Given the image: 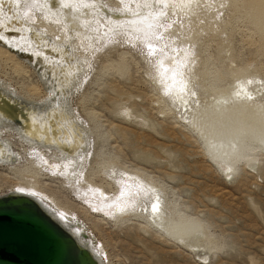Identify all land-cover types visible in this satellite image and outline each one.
I'll list each match as a JSON object with an SVG mask.
<instances>
[{
  "label": "rangeland",
  "instance_id": "obj_1",
  "mask_svg": "<svg viewBox=\"0 0 264 264\" xmlns=\"http://www.w3.org/2000/svg\"><path fill=\"white\" fill-rule=\"evenodd\" d=\"M18 1L25 21L57 43L65 39L63 24L50 22L53 15L40 8L42 0ZM151 1L102 0L114 13L140 11ZM179 1L196 6L186 9ZM167 5L163 16L157 18L153 7L133 25L93 20L94 35L73 44L75 57L90 62L71 102L88 134L86 153L78 164L60 162L56 152L1 130L17 161L0 164V195L26 193L61 218L82 223L104 264H264V156L259 166L242 165L237 174L223 176L203 156L190 126L193 116L205 122L214 105L227 103L209 87L224 93L242 83V95L233 100L248 97L249 108L264 107L261 34L240 0ZM0 50L6 53L0 55V85L28 101L45 99L34 70L1 44ZM224 67L233 70L224 74ZM209 98L214 101L204 107ZM128 112L141 123L127 119ZM256 112L262 115L264 108ZM121 170L137 182L128 178L119 186ZM26 178L37 183L36 192L15 189ZM155 199L164 207L174 204L171 217L201 221L204 242L186 248L128 214H149Z\"/></svg>",
  "mask_w": 264,
  "mask_h": 264
},
{
  "label": "bare ground",
  "instance_id": "obj_2",
  "mask_svg": "<svg viewBox=\"0 0 264 264\" xmlns=\"http://www.w3.org/2000/svg\"><path fill=\"white\" fill-rule=\"evenodd\" d=\"M179 2L186 9L196 6L192 1ZM240 3L246 7L248 17L261 34L264 44V0H240ZM153 5L154 1H151L149 7L144 5L140 11L114 13L106 9L102 0H42L40 8L53 15L50 22L63 24L61 30L65 39L57 43L21 17L18 0H0V36L4 37L0 39V44L17 60L27 63L34 70L46 94L41 101H28L0 85V131L7 130L23 144L56 152L60 162L78 164L77 160L88 149L89 140L84 125L76 118L71 102L76 94L75 86L90 62L86 57H75L73 44L94 35L90 29L97 17L106 24L133 25L146 20L153 11ZM155 7L158 9L159 5ZM0 55L5 56L6 53L0 50ZM232 70L224 67L223 73L229 74ZM120 72L124 74L125 70L120 69ZM239 84L228 91L223 89L224 93L221 87H209L210 92L219 91L215 94L216 98L227 103L214 105L211 109L215 112L208 115L205 122L200 116H193L190 125L201 141L203 156L223 176L237 174L242 165L259 166L260 157L264 156V113L260 115L256 112L264 107L256 105L249 108L250 99L247 96L234 101L244 89V84ZM210 99L204 101V107L214 101ZM235 115L236 119L233 117ZM133 117L132 113H127V119L139 122ZM16 161L11 143L0 135V164L13 165ZM110 173L115 175L116 171L112 168ZM119 173L124 178L117 179L119 186L123 182L129 183L128 178L137 182L131 172L121 170ZM36 186L33 179L26 178L15 189L36 192ZM95 205H99L98 209L103 207L99 203ZM149 210V214L134 211L128 214L132 213L137 220L145 221L146 230L147 227H153L162 236L186 248L192 249L195 244L204 242L206 235L201 221L177 213L171 217L172 210H175L174 204L169 208L164 207L155 199ZM119 211L120 215H124ZM0 213L22 215L45 225L60 245V264H104L82 223L61 218L34 196L20 191L2 194Z\"/></svg>",
  "mask_w": 264,
  "mask_h": 264
},
{
  "label": "water",
  "instance_id": "obj_3",
  "mask_svg": "<svg viewBox=\"0 0 264 264\" xmlns=\"http://www.w3.org/2000/svg\"><path fill=\"white\" fill-rule=\"evenodd\" d=\"M56 236L39 220L0 213V264H60Z\"/></svg>",
  "mask_w": 264,
  "mask_h": 264
},
{
  "label": "snow or ice",
  "instance_id": "obj_4",
  "mask_svg": "<svg viewBox=\"0 0 264 264\" xmlns=\"http://www.w3.org/2000/svg\"><path fill=\"white\" fill-rule=\"evenodd\" d=\"M156 5H159L158 12H157V18H158L159 16H163L164 13L166 12L167 6H168L167 5V0H155V4L153 6L155 7ZM137 15H139V14H137ZM161 26H163V25H161ZM156 38L157 39L160 38L158 34L156 35ZM0 39H4V37L0 36ZM147 47L149 49V54L151 55L153 53V51H154V46L151 43H149L147 45ZM155 207L156 206L153 205L154 209H155Z\"/></svg>",
  "mask_w": 264,
  "mask_h": 264
}]
</instances>
